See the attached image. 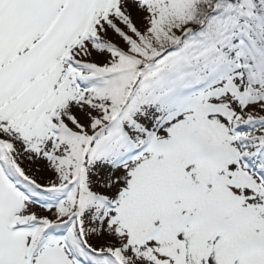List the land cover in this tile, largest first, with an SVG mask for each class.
I'll return each instance as SVG.
<instances>
[{"label": "snow or ice", "instance_id": "6c2138e0", "mask_svg": "<svg viewBox=\"0 0 264 264\" xmlns=\"http://www.w3.org/2000/svg\"><path fill=\"white\" fill-rule=\"evenodd\" d=\"M0 264H264V0H0Z\"/></svg>", "mask_w": 264, "mask_h": 264}]
</instances>
